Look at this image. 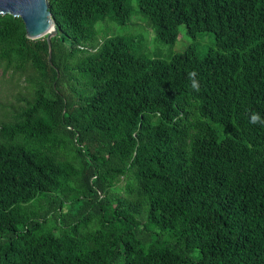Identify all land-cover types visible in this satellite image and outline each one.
<instances>
[{"label":"trees","instance_id":"obj_1","mask_svg":"<svg viewBox=\"0 0 264 264\" xmlns=\"http://www.w3.org/2000/svg\"><path fill=\"white\" fill-rule=\"evenodd\" d=\"M136 3L165 43L184 18L215 47L105 34L91 51L130 1L49 0V62L0 14V64L34 71L0 123V264H264V0Z\"/></svg>","mask_w":264,"mask_h":264},{"label":"rangeland","instance_id":"obj_2","mask_svg":"<svg viewBox=\"0 0 264 264\" xmlns=\"http://www.w3.org/2000/svg\"><path fill=\"white\" fill-rule=\"evenodd\" d=\"M129 1L132 7L130 21L124 25L108 19L96 21L93 29L98 33L87 37L85 48L91 51L95 50L101 42L100 37L105 34L136 36L140 49L161 57L180 53L191 45H194L198 54L202 56L209 48L215 47L212 33H195L184 18H180L179 33L174 43H165L161 32L171 29V26L160 28L147 26L138 11L136 0ZM33 76L34 71L30 67L21 72L14 71L12 68L5 69V64H0V123L10 120L13 113L23 107L27 99L32 98ZM119 190L122 191L121 187Z\"/></svg>","mask_w":264,"mask_h":264},{"label":"water","instance_id":"obj_3","mask_svg":"<svg viewBox=\"0 0 264 264\" xmlns=\"http://www.w3.org/2000/svg\"><path fill=\"white\" fill-rule=\"evenodd\" d=\"M0 14L20 17L24 23L25 35L29 39L45 36L48 60L51 61V38L57 29L49 10V0H0Z\"/></svg>","mask_w":264,"mask_h":264}]
</instances>
